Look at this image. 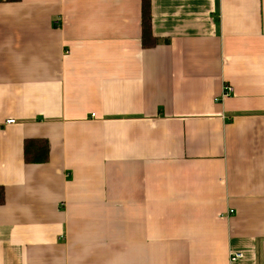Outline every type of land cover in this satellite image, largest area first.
I'll return each instance as SVG.
<instances>
[{"label": "crops", "instance_id": "0c3cea01", "mask_svg": "<svg viewBox=\"0 0 264 264\" xmlns=\"http://www.w3.org/2000/svg\"><path fill=\"white\" fill-rule=\"evenodd\" d=\"M143 1L0 0V264H264V0Z\"/></svg>", "mask_w": 264, "mask_h": 264}, {"label": "trees", "instance_id": "16d2710c", "mask_svg": "<svg viewBox=\"0 0 264 264\" xmlns=\"http://www.w3.org/2000/svg\"><path fill=\"white\" fill-rule=\"evenodd\" d=\"M15 2L19 0H4ZM141 44L143 48H152L157 44L151 33V14L148 0L142 3V35ZM48 159V147L44 140H26L24 143V161L28 164L44 163ZM5 192L0 186V205L4 203Z\"/></svg>", "mask_w": 264, "mask_h": 264}, {"label": "built area", "instance_id": "2783aa9c", "mask_svg": "<svg viewBox=\"0 0 264 264\" xmlns=\"http://www.w3.org/2000/svg\"><path fill=\"white\" fill-rule=\"evenodd\" d=\"M230 92H231L230 91V88L226 87L224 89V91H223L222 98L227 97L230 94ZM13 123H14V121H12V120H9V121L6 122V124H13ZM231 213H232V211H229L228 214L230 215ZM241 258H242V255L241 254L235 253V254H233V257H231V261H238Z\"/></svg>", "mask_w": 264, "mask_h": 264}]
</instances>
